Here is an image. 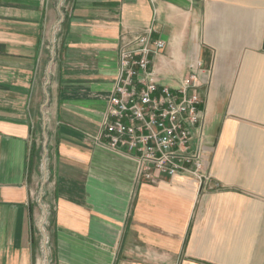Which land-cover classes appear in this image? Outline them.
Wrapping results in <instances>:
<instances>
[{
	"label": "crops",
	"instance_id": "crops-1",
	"mask_svg": "<svg viewBox=\"0 0 264 264\" xmlns=\"http://www.w3.org/2000/svg\"><path fill=\"white\" fill-rule=\"evenodd\" d=\"M150 25L162 81L195 59L211 71L210 187L137 181L131 156L89 137L120 42ZM45 132L51 264H264V0H0V264H43Z\"/></svg>",
	"mask_w": 264,
	"mask_h": 264
},
{
	"label": "built area",
	"instance_id": "built-area-1",
	"mask_svg": "<svg viewBox=\"0 0 264 264\" xmlns=\"http://www.w3.org/2000/svg\"><path fill=\"white\" fill-rule=\"evenodd\" d=\"M152 33L150 25L120 42L117 77L106 96L99 131L89 137L131 156L137 181L157 183L185 176L201 189L211 181L202 92L211 71L195 59L180 78L162 81L156 76L154 58L160 56L164 41Z\"/></svg>",
	"mask_w": 264,
	"mask_h": 264
},
{
	"label": "rangeland",
	"instance_id": "rangeland-1",
	"mask_svg": "<svg viewBox=\"0 0 264 264\" xmlns=\"http://www.w3.org/2000/svg\"><path fill=\"white\" fill-rule=\"evenodd\" d=\"M168 83V81H165ZM206 122V121H205ZM47 134L45 133H40L38 136V155H37V164H36V185H35V193H34V203L37 206V224L40 226V224L43 225L42 227V235L44 237V245L42 247V263L46 264V262L51 264V262H48V258L50 257V253L52 250L51 246V241L50 237L47 234L46 231V225H47V212L48 210V205L47 201L45 200V185L47 181L49 180L50 173L48 171V156H47ZM46 141V145H43L44 142ZM191 217L192 220L194 219V210L191 212ZM40 219L43 220L42 223H40ZM46 236V238H45Z\"/></svg>",
	"mask_w": 264,
	"mask_h": 264
}]
</instances>
